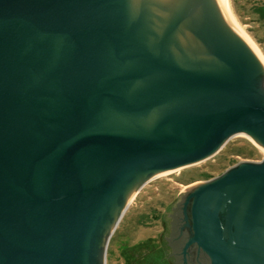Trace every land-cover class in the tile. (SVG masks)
Wrapping results in <instances>:
<instances>
[{
    "label": "water",
    "instance_id": "water-1",
    "mask_svg": "<svg viewBox=\"0 0 264 264\" xmlns=\"http://www.w3.org/2000/svg\"><path fill=\"white\" fill-rule=\"evenodd\" d=\"M233 134L264 148V63L226 0H0V264H102L142 181ZM193 246L264 264V156L184 191Z\"/></svg>",
    "mask_w": 264,
    "mask_h": 264
},
{
    "label": "rangeland",
    "instance_id": "rangeland-1",
    "mask_svg": "<svg viewBox=\"0 0 264 264\" xmlns=\"http://www.w3.org/2000/svg\"><path fill=\"white\" fill-rule=\"evenodd\" d=\"M241 28L264 60V0H228ZM263 151L241 135L231 136L210 158L145 183L136 192L104 249L105 264H172L166 228L172 207L193 184L219 177L239 161H260Z\"/></svg>",
    "mask_w": 264,
    "mask_h": 264
},
{
    "label": "bare ground",
    "instance_id": "bare-ground-1",
    "mask_svg": "<svg viewBox=\"0 0 264 264\" xmlns=\"http://www.w3.org/2000/svg\"><path fill=\"white\" fill-rule=\"evenodd\" d=\"M226 1H227V7H228V10H229V13H230V15L232 16V18L234 19L235 23L237 24L239 30L241 31V33L243 34V36H244V37L250 42V44L253 46V48L255 49V51L257 52V54L259 55V57L261 58V60H262L263 63H264L263 57H262V55H261V53H260L258 47H257L256 44L253 42V40L249 37V35L243 30V28H241L240 24L237 22V20L235 19V17L233 16V14H232V12H231V9H230V6H229V2H228V0H226ZM233 135H241V136H244V137L247 138L252 144H254L256 147L260 148V149L263 151V153H264V148H262V147L258 146L257 144H255V143H254L250 138H248L247 136L242 135V134H233ZM220 147H221V146H219V147H218V148H217L212 154H214V153H215ZM207 158H208V156H207ZM207 158H203V159H201V160H199V161H197V162H194V164H195V163H198V162H200V161H203V160H205V159H207ZM180 168H181V167H179V168H177V169H174V170H171V171H168V172H164V173L156 174V175H153V176H151V177L146 178L144 181H142V182H141V183H140V184L134 189V191H133L132 194L130 195L129 199L127 200L125 206L123 207L122 211L124 210L125 207H128V206L130 205V203H131V202L133 201V199H134V196H135L136 192H138V189H139L141 186H143L145 183H147L148 181H150V180H152V179H154V178H156V177H159V176H162V175L169 174V173H171V172H173V171H176V170H178V169H180ZM122 211H121V213H122ZM121 213H120V214H121ZM119 216H120V215H119ZM118 219H119V217L117 218V220H118ZM117 220H116L114 226L112 227V229H111L109 235L111 234V232L113 231V229L116 227V224L118 223ZM109 235H108V237H107V239H106V241H105V245H104L103 252H102V264H105V261H104V249H105V247H106V244H107V240H108V238H109Z\"/></svg>",
    "mask_w": 264,
    "mask_h": 264
},
{
    "label": "flooded vegetation",
    "instance_id": "flooded-vegetation-1",
    "mask_svg": "<svg viewBox=\"0 0 264 264\" xmlns=\"http://www.w3.org/2000/svg\"><path fill=\"white\" fill-rule=\"evenodd\" d=\"M185 220V219H184ZM182 223L184 222L185 225H186V222L187 221H181ZM187 227V226H186ZM179 228V226H175L173 227V231L172 233L175 235L173 238L175 239L174 241H176L177 245H173L172 246V250L174 251V256L177 255V250L178 249H181L184 247V245H186V243L188 242V239L190 237L189 235V230L187 232V229L188 228ZM172 228V227H171ZM189 235V236H188ZM176 246V247H175ZM189 246V245H188ZM187 246V247H188ZM181 250H180V253H181ZM191 250L194 251L195 253V257L192 258V262H190V264H209V259L207 258V256L201 251V249L199 247L195 248L194 246L191 247ZM179 253V252H178ZM189 256V254H188ZM177 257V256H176ZM178 258V257H177ZM189 257H187L188 259ZM179 259V258H178Z\"/></svg>",
    "mask_w": 264,
    "mask_h": 264
},
{
    "label": "trees",
    "instance_id": "trees-1",
    "mask_svg": "<svg viewBox=\"0 0 264 264\" xmlns=\"http://www.w3.org/2000/svg\"><path fill=\"white\" fill-rule=\"evenodd\" d=\"M260 9H261L262 11H264V6H263V7H260Z\"/></svg>",
    "mask_w": 264,
    "mask_h": 264
}]
</instances>
